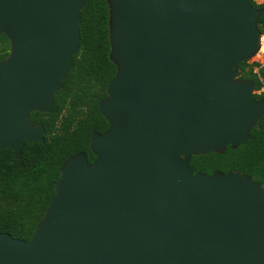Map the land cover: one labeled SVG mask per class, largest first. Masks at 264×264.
<instances>
[{
  "label": "water",
  "instance_id": "1",
  "mask_svg": "<svg viewBox=\"0 0 264 264\" xmlns=\"http://www.w3.org/2000/svg\"><path fill=\"white\" fill-rule=\"evenodd\" d=\"M114 78L109 124L60 168L28 241L0 233V264H264V189L238 172L194 174L192 157L246 143L264 117L239 64L262 46L249 0H105ZM85 0H0V151L43 144L78 54Z\"/></svg>",
  "mask_w": 264,
  "mask_h": 264
},
{
  "label": "trees",
  "instance_id": "2",
  "mask_svg": "<svg viewBox=\"0 0 264 264\" xmlns=\"http://www.w3.org/2000/svg\"><path fill=\"white\" fill-rule=\"evenodd\" d=\"M249 2L257 10L264 8V2ZM108 18L105 0H85L80 12L79 51L62 90L54 96L52 112L29 116L32 125L43 126L44 144H25L18 159L7 149L0 151V233L28 241L55 195L61 166L80 153L89 163L95 160L90 151L91 136L102 135L109 128L98 112V104L105 99V88L116 73L109 60ZM257 27L264 36V15ZM8 54L9 43L0 35V61ZM239 73V80L254 83L259 93L254 98L263 100L264 62H242ZM189 165L194 174L238 172L264 189V117L250 131L244 145L227 147L222 154L192 157Z\"/></svg>",
  "mask_w": 264,
  "mask_h": 264
},
{
  "label": "rangeland",
  "instance_id": "3",
  "mask_svg": "<svg viewBox=\"0 0 264 264\" xmlns=\"http://www.w3.org/2000/svg\"><path fill=\"white\" fill-rule=\"evenodd\" d=\"M256 5H262L264 0H252ZM264 37V36H263ZM259 55V57H258ZM264 62V53L263 54H257L256 56H254L252 59H250L248 61V64H252V63H257V64H260L262 65ZM258 69L257 68H254V72L257 73ZM258 95L259 93L258 92H255L254 91V95Z\"/></svg>",
  "mask_w": 264,
  "mask_h": 264
},
{
  "label": "bare ground",
  "instance_id": "4",
  "mask_svg": "<svg viewBox=\"0 0 264 264\" xmlns=\"http://www.w3.org/2000/svg\"><path fill=\"white\" fill-rule=\"evenodd\" d=\"M263 53H264V43L262 42V46H261V49H260L258 54H263ZM258 57H259V55H258Z\"/></svg>",
  "mask_w": 264,
  "mask_h": 264
},
{
  "label": "flooded vegetation",
  "instance_id": "5",
  "mask_svg": "<svg viewBox=\"0 0 264 264\" xmlns=\"http://www.w3.org/2000/svg\"><path fill=\"white\" fill-rule=\"evenodd\" d=\"M34 113V112H33ZM32 114V113H31ZM30 116V115H29ZM28 120H29V117H28ZM30 122V121H29ZM31 124V123H30ZM32 125V124H31ZM33 126H41V125H33ZM43 127V126H42ZM44 133H45V130H44ZM43 138H44V136H43ZM44 142H45V140H44ZM25 144H27V143H25ZM24 144V145H25ZM44 144V143H43ZM8 150V149H7ZM10 151V150H9ZM22 151V150H21Z\"/></svg>",
  "mask_w": 264,
  "mask_h": 264
},
{
  "label": "built area",
  "instance_id": "6",
  "mask_svg": "<svg viewBox=\"0 0 264 264\" xmlns=\"http://www.w3.org/2000/svg\"><path fill=\"white\" fill-rule=\"evenodd\" d=\"M262 42L264 43V37L262 36Z\"/></svg>",
  "mask_w": 264,
  "mask_h": 264
}]
</instances>
